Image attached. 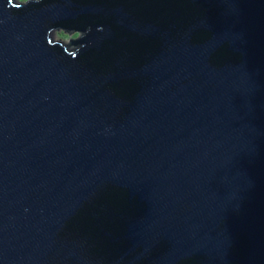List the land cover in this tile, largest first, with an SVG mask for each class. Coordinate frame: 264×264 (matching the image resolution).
I'll return each instance as SVG.
<instances>
[{
  "label": "water",
  "instance_id": "water-1",
  "mask_svg": "<svg viewBox=\"0 0 264 264\" xmlns=\"http://www.w3.org/2000/svg\"><path fill=\"white\" fill-rule=\"evenodd\" d=\"M0 264H264V0H0Z\"/></svg>",
  "mask_w": 264,
  "mask_h": 264
},
{
  "label": "rangeland",
  "instance_id": "rangeland-1",
  "mask_svg": "<svg viewBox=\"0 0 264 264\" xmlns=\"http://www.w3.org/2000/svg\"><path fill=\"white\" fill-rule=\"evenodd\" d=\"M19 2L26 3L30 0H18ZM79 35L75 32H65L62 29H55L52 33V37L54 40L58 42H62L65 45H68V48L71 49V51L75 50L76 44H73L72 41L73 39L78 38ZM71 42V43H70ZM75 47V48H74Z\"/></svg>",
  "mask_w": 264,
  "mask_h": 264
},
{
  "label": "trees",
  "instance_id": "trees-1",
  "mask_svg": "<svg viewBox=\"0 0 264 264\" xmlns=\"http://www.w3.org/2000/svg\"><path fill=\"white\" fill-rule=\"evenodd\" d=\"M57 29H62V30H64L65 32H72V31H70V30H67V29H65V28H57ZM75 33H77V35H79L78 36V38H76V39H73V40H79L83 35H84V32L83 31H79V32H75ZM62 43V42H61ZM71 43V42H70ZM62 45L63 46H65L69 51H71V49H69L68 48V45H65L64 43H62ZM75 48V47H74ZM78 48V45L76 46V48L75 49H77ZM74 51V50H73Z\"/></svg>",
  "mask_w": 264,
  "mask_h": 264
}]
</instances>
